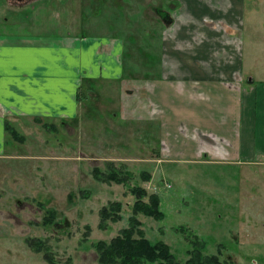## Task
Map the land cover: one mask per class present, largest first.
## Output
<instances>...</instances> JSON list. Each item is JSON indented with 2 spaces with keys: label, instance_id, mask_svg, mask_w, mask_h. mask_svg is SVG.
Listing matches in <instances>:
<instances>
[{
  "label": "rangeland",
  "instance_id": "1",
  "mask_svg": "<svg viewBox=\"0 0 264 264\" xmlns=\"http://www.w3.org/2000/svg\"><path fill=\"white\" fill-rule=\"evenodd\" d=\"M63 1H5L0 4V31L117 37L127 77L141 84L149 65L148 32L162 34L163 10L180 2L196 7L197 0H70L60 5ZM35 2L37 9L32 8ZM238 2L247 12L249 31L242 36L253 72L264 76V0ZM120 83H82L88 95L79 117L65 126L22 122L16 125L20 139L8 132L10 156L0 157V264H51L46 254L56 264H97L96 244L130 226L133 187L160 196L163 220L141 213L137 217L144 235L166 242L182 263L191 249L205 245L204 253L224 264H264V171L158 161L157 139L146 124L131 119L130 111L121 112ZM130 97L126 104L135 110L138 105ZM95 167L106 174L116 171L125 181L99 180ZM116 201L122 204V220L105 221L101 227V209ZM48 208L57 211V218L44 225ZM30 239L41 240L42 251Z\"/></svg>",
  "mask_w": 264,
  "mask_h": 264
},
{
  "label": "crops",
  "instance_id": "2",
  "mask_svg": "<svg viewBox=\"0 0 264 264\" xmlns=\"http://www.w3.org/2000/svg\"><path fill=\"white\" fill-rule=\"evenodd\" d=\"M232 1L213 0V7L180 2L163 10L162 34L148 32L141 84L127 77L117 37L0 31V157L10 156L7 123L19 134L22 122L57 129L58 122L79 117L83 81H120L121 112L146 124L157 139L158 161L264 171V76L253 72L242 36L249 31L246 9ZM128 95L135 110L126 104Z\"/></svg>",
  "mask_w": 264,
  "mask_h": 264
},
{
  "label": "trees",
  "instance_id": "3",
  "mask_svg": "<svg viewBox=\"0 0 264 264\" xmlns=\"http://www.w3.org/2000/svg\"><path fill=\"white\" fill-rule=\"evenodd\" d=\"M92 80H85L90 82ZM84 86V84H83ZM88 88L80 87L78 99L82 100L84 95L87 97ZM87 93V94H86ZM89 99V98H88ZM7 131L16 139H20L18 131L7 123ZM95 178L103 181L111 180L122 183L125 179L120 178L116 171H110L109 174L104 173L98 167L93 170ZM131 192L135 196V202L132 205L133 215L129 218L130 226L123 228L118 235L113 237L109 242L100 240L96 244L98 251L97 264H224L216 255H206L204 253L206 246H195L189 251L190 257L185 263L179 261L170 246L164 241L152 242L144 235L141 229V221L137 217L138 214L153 217L157 220L165 218V212L161 208V198L157 193L148 195L147 191L142 187H133ZM148 196L146 201L144 198ZM122 204L119 201L111 203L101 209V223L122 220L121 214ZM43 218L44 225L55 223L57 211L54 208H48ZM196 242H200L196 239ZM29 243L37 250L42 251L43 242L41 240L30 239ZM49 263L56 264L55 260L46 254Z\"/></svg>",
  "mask_w": 264,
  "mask_h": 264
},
{
  "label": "flooded vegetation",
  "instance_id": "4",
  "mask_svg": "<svg viewBox=\"0 0 264 264\" xmlns=\"http://www.w3.org/2000/svg\"><path fill=\"white\" fill-rule=\"evenodd\" d=\"M18 1H20V0H18ZM22 2H25V1H27V0H21ZM43 1L41 0V3H42ZM39 5V3H37V2H35L34 3V6H38Z\"/></svg>",
  "mask_w": 264,
  "mask_h": 264
}]
</instances>
